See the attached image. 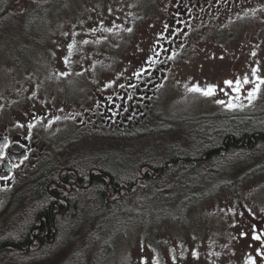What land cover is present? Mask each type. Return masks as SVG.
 I'll list each match as a JSON object with an SVG mask.
<instances>
[{
    "label": "rangeland",
    "instance_id": "374dc122",
    "mask_svg": "<svg viewBox=\"0 0 264 264\" xmlns=\"http://www.w3.org/2000/svg\"><path fill=\"white\" fill-rule=\"evenodd\" d=\"M6 1L21 15L6 21L0 31V120L7 122L4 115L10 114L20 121L31 107H41L47 112L31 118L34 130L41 132L33 137H40V142L46 138V146L53 147L89 128H100L102 122L87 126L83 121L86 109H95L103 97L99 92L119 96L131 84L138 64L153 55L155 41L164 35L163 24L177 5L175 0H65L61 8L33 16V8L47 0ZM186 1L193 14L186 19L187 29L180 30L184 39L165 54L155 77L156 91L148 100L167 116L243 113L250 121L255 111L264 110V0ZM196 86L214 87V94L192 91ZM253 89L257 91L249 99ZM123 120L115 125L122 126ZM193 123L197 119L189 120L186 128L196 126ZM89 143L100 144L87 137L79 147ZM263 182L264 171L253 178L246 175L237 186L211 185L209 193H222L186 201L182 210L158 203L145 223L115 232L107 254L88 255L85 262L59 256L52 262L218 264L223 250L242 252L237 240L240 225L234 220L237 204L229 190H240L243 203L262 212L264 201L255 203L251 192ZM6 201L0 200V209ZM179 210L186 211V221L176 220Z\"/></svg>",
    "mask_w": 264,
    "mask_h": 264
},
{
    "label": "trees",
    "instance_id": "16d2710c",
    "mask_svg": "<svg viewBox=\"0 0 264 264\" xmlns=\"http://www.w3.org/2000/svg\"><path fill=\"white\" fill-rule=\"evenodd\" d=\"M64 1L47 0L32 15L61 8ZM9 2L0 8L5 11ZM161 111L150 101L142 117L129 118L122 126L102 123L58 146L47 145L0 209V264L101 257L110 251L115 232L145 223L158 203L182 210L186 201L207 195L211 185L239 184L248 173V156H240L245 146H233L249 141L250 126L263 122L250 123L243 113H202L193 117L196 126L187 129L193 118ZM87 137L100 144L79 147ZM224 144L230 147L222 151ZM28 243L26 251L19 250Z\"/></svg>",
    "mask_w": 264,
    "mask_h": 264
},
{
    "label": "flooded vegetation",
    "instance_id": "af4514ba",
    "mask_svg": "<svg viewBox=\"0 0 264 264\" xmlns=\"http://www.w3.org/2000/svg\"><path fill=\"white\" fill-rule=\"evenodd\" d=\"M5 1L2 0L1 3ZM175 2L177 5L170 14L168 22L163 24L164 35H160L154 43L153 55L138 64L140 68L135 71V78L130 85L121 90L119 96L98 93L99 96L103 97L101 100L98 98L97 108L95 107L93 111L86 109V116L82 117L87 126L94 125L95 122L112 125L118 123L121 118L124 119L122 122H126L129 118L143 116V110L150 103L148 99L156 91L154 86H156L157 78L155 77L160 71L159 65H164L161 61L165 58V54L171 53L176 44L183 41L184 35L180 30L185 31L187 29L186 23L188 20L186 19L193 14L190 11V2L186 0H175ZM8 4L9 7L5 11L0 8L2 10V12L0 11V31H2L5 22L12 19V15L5 12L14 10L12 8L15 4L13 6L10 5V2ZM25 16L31 19L29 15ZM16 66L19 69L23 68L22 65ZM23 66L26 67V65ZM139 73L140 75L137 76ZM94 95L96 94L94 93ZM45 112L47 111L41 107L37 111H33L31 107L28 116L20 121L10 114L4 115L8 116L7 122L0 120V200L14 196L17 182L44 153L46 138L45 141L40 142L39 136H37L39 138L33 137L41 132L34 130L31 118L35 115L42 116ZM254 113H257V115H253L249 122L253 124L257 122L264 123V110L255 111ZM248 133L250 136L249 141H240L238 143L241 145L233 146H245L247 150L248 173L242 174L240 176L241 180L248 174H250V178H253L258 176L259 172L264 171V126H250ZM233 141H235L234 138ZM225 143L227 142L225 141ZM228 147L230 146L224 144L221 149L223 151ZM241 159L243 158L239 160ZM262 186L264 188V182L257 190L251 192V197L255 203L264 201ZM229 191H231L229 192L230 196L234 198L237 204V206L233 204L236 211L234 220L237 225H240V237L237 240L242 244V252L237 253L234 248L223 250L217 260L218 264H264V211H252L250 206L245 205L240 190L233 189ZM220 192H208V194L215 195ZM180 211L177 212L179 216L176 217V220L179 222L186 221L188 219L185 215L186 211ZM171 218L173 219V217Z\"/></svg>",
    "mask_w": 264,
    "mask_h": 264
},
{
    "label": "snow or ice",
    "instance_id": "6c2138e0",
    "mask_svg": "<svg viewBox=\"0 0 264 264\" xmlns=\"http://www.w3.org/2000/svg\"><path fill=\"white\" fill-rule=\"evenodd\" d=\"M254 72H255V70H254ZM245 82H247V78H245ZM226 83L230 87L233 85V81H226ZM236 83L239 84V82H236ZM261 83H264V80H262ZM191 90L192 91H196V92H202L204 95H213L214 91H215V88L214 87H209L208 89H201L198 86H196V87L192 88ZM237 91H239L238 87H237ZM256 91H257V89H253V91L249 92V99L254 98ZM220 103H223V101H220Z\"/></svg>",
    "mask_w": 264,
    "mask_h": 264
},
{
    "label": "water",
    "instance_id": "95a60500",
    "mask_svg": "<svg viewBox=\"0 0 264 264\" xmlns=\"http://www.w3.org/2000/svg\"><path fill=\"white\" fill-rule=\"evenodd\" d=\"M30 243H28L27 247L26 248H19L20 251H26L29 247H30ZM4 248V246H1L0 247V251Z\"/></svg>",
    "mask_w": 264,
    "mask_h": 264
}]
</instances>
